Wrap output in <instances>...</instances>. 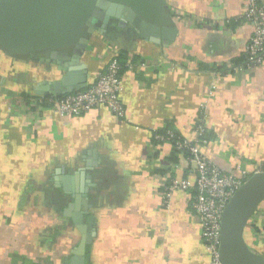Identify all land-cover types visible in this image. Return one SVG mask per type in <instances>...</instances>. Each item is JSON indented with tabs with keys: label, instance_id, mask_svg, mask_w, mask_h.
<instances>
[{
	"label": "crops",
	"instance_id": "crops-1",
	"mask_svg": "<svg viewBox=\"0 0 264 264\" xmlns=\"http://www.w3.org/2000/svg\"><path fill=\"white\" fill-rule=\"evenodd\" d=\"M163 4L158 38L112 20L83 35L75 61L0 44V264H210L191 191L173 192L168 208L162 199L195 172L153 136L192 141L203 117L208 160L237 177L263 171L264 65L241 63L253 32L244 0ZM111 60L130 65L119 74L123 118L103 107L60 116L22 98L52 94L64 76L66 89L80 78L86 88ZM252 220L245 242L264 256V202Z\"/></svg>",
	"mask_w": 264,
	"mask_h": 264
},
{
	"label": "water",
	"instance_id": "water-1",
	"mask_svg": "<svg viewBox=\"0 0 264 264\" xmlns=\"http://www.w3.org/2000/svg\"><path fill=\"white\" fill-rule=\"evenodd\" d=\"M164 0H0V44L7 50L30 53L49 60L75 61L86 39L99 21H116L118 27L131 26L142 38L153 41L166 32ZM92 20L97 21L91 24ZM73 46L72 56L69 48ZM40 51V52H38ZM67 77L55 82L52 95L84 89L83 78L65 88ZM45 96L50 93L43 89ZM42 92V93H43ZM264 202V171L245 178L226 204L220 220L219 261L221 264H264V256L245 242L244 232ZM81 249L76 252L79 254ZM72 264H82L81 255Z\"/></svg>",
	"mask_w": 264,
	"mask_h": 264
},
{
	"label": "built area",
	"instance_id": "built-area-1",
	"mask_svg": "<svg viewBox=\"0 0 264 264\" xmlns=\"http://www.w3.org/2000/svg\"><path fill=\"white\" fill-rule=\"evenodd\" d=\"M245 10L241 19L251 24L253 32L245 46L244 59L248 68L264 65V8L259 0H244ZM130 67L129 64L125 65ZM124 66V67H125ZM121 66L117 60H111L105 71L99 74L88 87L59 96H39L33 103L41 105L45 101L60 116L74 117L88 111L103 107L118 118L124 117L119 102ZM58 96V95H55ZM203 117H200L194 130L192 141L182 139L173 131L155 132L153 139L158 143H168L172 148L186 154L188 163L195 172V183L186 180L169 181L162 194L163 205L168 208L173 192L191 191L189 206L201 223L202 242L210 256V264H221L219 261L220 220L223 210L234 192L243 184L245 178L232 173H224L208 160L201 152L205 143ZM264 171V166H263ZM261 172V171H260Z\"/></svg>",
	"mask_w": 264,
	"mask_h": 264
},
{
	"label": "trees",
	"instance_id": "trees-1",
	"mask_svg": "<svg viewBox=\"0 0 264 264\" xmlns=\"http://www.w3.org/2000/svg\"><path fill=\"white\" fill-rule=\"evenodd\" d=\"M242 62V64H245V59H243V60H241ZM117 62L119 63V65L121 66V70L124 68V65H125V63L124 62H121V61H119V60H117ZM121 70L119 71V74H120V72H121ZM51 95V94H50ZM59 96H61V95H58V96H55L54 95V97H56V98H58ZM22 98L24 99V101L25 102H27V104H29V103H31V101H36L37 100V98H40V97H30V96H22ZM47 98H49L48 96H43V99L44 100H46ZM39 107H42V108H50L51 106L48 104V103H46L45 101L43 102V104H41V105H38ZM165 131H168V130H163V131H158V133H164ZM170 131H172V130H170ZM206 131H205V133L203 134V136H202V140L204 141V142H206V139H207V137H206ZM174 150V149H173ZM174 152L175 153H179V152H177V151H175L174 150ZM179 154H183V153H179ZM183 155H185L186 156V154L184 153ZM253 219V218H252ZM251 219V221L248 223V225H247V227H251V226H253V220Z\"/></svg>",
	"mask_w": 264,
	"mask_h": 264
},
{
	"label": "flooded vegetation",
	"instance_id": "flooded-vegetation-1",
	"mask_svg": "<svg viewBox=\"0 0 264 264\" xmlns=\"http://www.w3.org/2000/svg\"><path fill=\"white\" fill-rule=\"evenodd\" d=\"M92 23H94V20H92L91 24H92ZM98 24H99V25H101V26L103 25V23H102L101 21H99V23H98ZM99 28H100V26H99V27H97V28H95V29H99Z\"/></svg>",
	"mask_w": 264,
	"mask_h": 264
}]
</instances>
